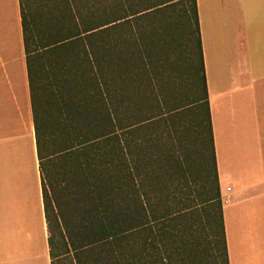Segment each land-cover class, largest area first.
<instances>
[{"label": "trees", "instance_id": "obj_1", "mask_svg": "<svg viewBox=\"0 0 264 264\" xmlns=\"http://www.w3.org/2000/svg\"><path fill=\"white\" fill-rule=\"evenodd\" d=\"M96 2L20 0L52 264H229L197 0ZM178 3L202 74L198 177L156 52Z\"/></svg>", "mask_w": 264, "mask_h": 264}, {"label": "crops", "instance_id": "obj_2", "mask_svg": "<svg viewBox=\"0 0 264 264\" xmlns=\"http://www.w3.org/2000/svg\"><path fill=\"white\" fill-rule=\"evenodd\" d=\"M229 264H264V0H197ZM0 264H52L20 0H0Z\"/></svg>", "mask_w": 264, "mask_h": 264}, {"label": "rangeland", "instance_id": "obj_3", "mask_svg": "<svg viewBox=\"0 0 264 264\" xmlns=\"http://www.w3.org/2000/svg\"><path fill=\"white\" fill-rule=\"evenodd\" d=\"M76 2L81 4V7H86V0H79ZM168 0H153L155 2H164ZM99 8H109L111 12H113V0H102V2H96ZM132 3V1H131ZM136 3V2H135ZM96 8V5L93 6ZM165 15L161 18L155 19L154 22L157 25L158 33L160 35L164 34L163 39L160 38L164 44V49L160 51V49L156 48V52L161 57L168 56L171 58V67L172 70V79L169 83L170 90V102L178 108L184 109L182 112L183 115L177 120L176 128L179 131L178 137L179 141L183 140L184 143L188 146L187 153L189 154L191 163L196 162L195 166H193V171L199 174L201 167L197 163L200 158L199 153V145L197 142V129L195 127L194 116L196 110L190 107L194 102L195 92H194V82H196L197 88L199 90L202 89L200 85V78L202 76L200 71V65L196 51L193 52V67L192 71L190 69V57L191 52L189 49V42L187 41V36L183 29V21L184 18L182 16L183 7L181 3L175 4L173 6H169L165 10ZM127 33V32H126ZM113 42V38L111 40ZM157 43V47H158ZM159 52V53H158ZM173 81V82H172ZM199 83V84H198ZM201 88V89H200ZM202 93V91L198 92ZM195 111V112H194ZM180 121V122H179ZM187 139V140H185ZM198 179V178H196ZM47 188L49 189V185L47 184ZM201 233L198 234L200 237Z\"/></svg>", "mask_w": 264, "mask_h": 264}]
</instances>
